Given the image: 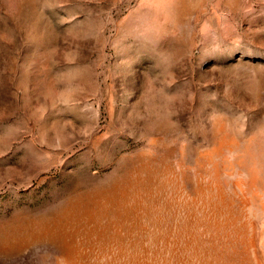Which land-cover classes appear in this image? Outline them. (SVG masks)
<instances>
[{"label":"rangeland","instance_id":"1","mask_svg":"<svg viewBox=\"0 0 264 264\" xmlns=\"http://www.w3.org/2000/svg\"><path fill=\"white\" fill-rule=\"evenodd\" d=\"M0 264H264V0H0Z\"/></svg>","mask_w":264,"mask_h":264}]
</instances>
